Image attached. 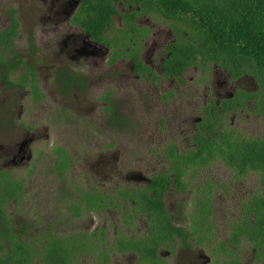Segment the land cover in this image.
<instances>
[{
  "label": "flooded vegetation",
  "instance_id": "flooded-vegetation-1",
  "mask_svg": "<svg viewBox=\"0 0 264 264\" xmlns=\"http://www.w3.org/2000/svg\"><path fill=\"white\" fill-rule=\"evenodd\" d=\"M18 1L9 3L6 9H1L0 6V24L4 21L7 23L4 27L0 26V72L6 70L11 81L9 83V81L2 80L0 75V85L7 90L25 91L31 106L44 103L48 96L47 90L55 89L59 94L65 96L73 91L86 89L87 81H83L80 72L71 68L80 63L94 69L104 62L110 66L127 63L135 79L150 81L155 89H158L157 85L161 87L160 83L164 82L162 80H168L170 89H173L171 84L176 80L179 85L175 87V91L168 92L167 97L164 96V98L172 97L173 93L177 94L188 88L185 87L183 81L185 74L191 69L195 71L199 69L203 72L202 80L196 82L195 91L191 92L198 94L199 88L204 87V96L202 104L196 105V114L189 121L192 132L189 134L190 138L186 139L187 145L183 146L186 149L185 152H182V148H179L176 143H171L165 149L166 162L161 163L160 168H146L145 173L132 172L125 179L116 182V188L111 192L98 188H86L81 190L77 197L71 193H60V199L68 204L65 208L68 214L67 218L65 217V226L62 225V218L50 219L43 216L41 217V227H36L37 231L34 232L33 225L29 226L28 221L20 217L19 214H14L18 207L23 209L25 192L21 194L19 200H10L4 204L1 212L5 218L0 215V264H15L13 260L15 256L27 254L21 253L27 248H14L9 234H12L24 247H27L28 242L32 241L33 247H38L41 264L54 262L51 257L57 256V251H53L51 246L56 248L63 246L67 250L59 252L65 259L64 264H112V259L116 256L127 257L123 264H233L235 262L243 264L242 259L235 253L240 244L247 243L242 241L238 246H235L230 240L233 232L232 224L240 223L245 213L239 209L237 220L230 224L229 239L226 242L217 241L220 235L214 224V179L207 177L199 186H192L191 181L195 179L197 173L213 165L215 160L206 165H201L198 162L182 163L172 160L170 153L173 150L178 156L196 151L198 147L195 144V137L201 136L203 133L210 136H217L226 130L238 133L233 129L232 124L236 115L242 111H248L264 124L254 110L255 98L259 95L255 78L247 74L234 77L232 72L214 63L209 64L207 68L191 67L180 75L168 76L163 65L164 60L169 56L168 50L177 39L172 28L174 20L171 17L158 15L156 11H151L145 6L142 8L134 6L128 0L112 2L114 11L109 16L110 22L104 24L101 30L92 26V17L97 13L92 4L85 2L86 0ZM21 1L24 7L32 4V8H29L30 19L33 23L36 18L40 25L45 26L43 31L47 37V39H43L44 41L41 40V35L37 36L36 34L37 28L31 26L26 42L22 43V50L17 46L22 33L18 18L21 14V9L18 8L21 7ZM1 2L2 0H0ZM160 22L166 24L165 30L167 31L159 27ZM13 24H15V28H12ZM90 27H92L91 31ZM49 31L52 33V38L49 36ZM182 34L186 35L185 32ZM120 39L126 40L127 45L121 44L124 42L119 43ZM50 45L55 51L53 55L56 64L48 67L41 63V53L43 49L45 53L46 47ZM131 56L138 58L137 63ZM2 59L6 61L5 66H2ZM69 63L73 65L70 66ZM208 72L211 73L210 80L206 78ZM80 80L81 83H79ZM100 100L103 110L113 119L119 110L116 109L112 93H108ZM168 102L169 100H165V105ZM195 115L198 116L195 117ZM228 121L229 124L226 126ZM175 126L181 132V123H176ZM28 132L22 140L12 143V146L0 147L2 153L0 172L9 173L15 178L12 168L30 160V146L36 140V135ZM252 137L262 138V136ZM55 160L53 172L59 181H64L66 173L71 168L70 162L64 177L61 178L60 174L56 172ZM222 163L226 165V163ZM176 168L180 172L179 179ZM165 177L167 178L166 189L162 195L165 219H161L154 227L149 223L150 217L143 214L127 221L126 216L129 215L127 206L124 208L123 214L126 226L121 228L114 226L115 241L111 243V246L107 242L109 227L97 226L92 230L94 226H90L86 230L80 231L75 226L73 227L72 222L77 221L84 213L96 216L101 215L102 212L110 213V208L115 204L127 205V201H133L134 192L139 194L141 190L149 187L155 178L162 182L161 178ZM113 178L116 177L112 176L109 180ZM207 183H212V187L205 189ZM189 187H192V190L189 191ZM121 190L128 191L132 195L124 198L120 193ZM82 192H91L92 195L99 193L105 201H100L94 209H91L88 203L81 201ZM171 193L177 196L193 194V196L196 195V198L191 199L188 212L185 210L187 206L181 204L179 212L174 214V211L170 210L166 204V197ZM207 194L211 201L209 217L211 229L209 230L206 227L205 213L200 208L201 203L207 198ZM111 200H116L113 201V206ZM79 202L81 203L79 204ZM141 228H143V233H141ZM38 233L41 234L40 242L35 241L37 239L35 236ZM126 233L131 235H126ZM54 238L59 242L50 241ZM205 248L210 250V255L206 254ZM222 248L232 249L233 252L224 253L221 251ZM213 250L215 253H212ZM17 251L19 254L16 253ZM253 259L254 264L264 261V258L257 259L256 254Z\"/></svg>",
  "mask_w": 264,
  "mask_h": 264
},
{
  "label": "rangeland",
  "instance_id": "rangeland-1",
  "mask_svg": "<svg viewBox=\"0 0 264 264\" xmlns=\"http://www.w3.org/2000/svg\"><path fill=\"white\" fill-rule=\"evenodd\" d=\"M17 2L2 0L0 6L6 9L9 3ZM18 8L21 9L18 18L22 31L18 48L22 50V43L26 42L31 26L37 28L36 34L41 35V40L47 39L43 31L45 26L40 25L36 18L33 23L30 19L29 8H32V4L24 7L22 3ZM6 24L4 21L0 26ZM159 27L167 31L165 23L160 22ZM48 33L52 38V33ZM54 52L51 45L46 47L45 53L43 49L41 63L44 66L56 64ZM71 68L82 74L88 87L65 96L55 89L47 90L46 101L36 106L28 103L25 91L7 90L0 85V147L12 146V143L22 140L27 131L36 135V140L30 146V160L12 168L16 179H25L24 207H18L16 211L13 209L14 214H19L33 225L34 232L37 231L36 227H41L43 216L62 218V225L65 226L68 215L65 208L68 204L60 199V193H71L77 197L86 188L111 192L116 188V182L132 172L145 173L146 168H160L161 163L166 162L164 152L171 143H176L185 152L183 146L187 145L186 139L190 138L192 132L189 121L196 114V105L203 102L204 87L199 88L198 94L191 92L195 91L196 82L202 80L203 72L199 69H191L185 74L184 85L190 90L185 88L177 94L172 92L173 96L166 98L168 92L175 91L179 85L176 80L171 84L173 89H170L168 80H162L161 87L157 82L155 85L158 89H155L150 81L135 79L127 63L110 66L104 62L95 69L80 63ZM210 74L207 73V80L211 79ZM107 92L112 93L116 109L119 110L113 119L103 110L100 100ZM165 100H169L166 105ZM176 123H181V132ZM228 124L229 121L226 126ZM232 126L244 137L262 136L264 139V124L248 111L238 113ZM57 148L67 153L71 165L64 181H59L53 172ZM112 176L116 178L109 180ZM207 177H213L215 183L214 224L220 235L217 241L226 242L230 236V224L237 220L241 204L257 190L258 177L254 173L235 177L219 159L205 170H200L191 181L192 186H199ZM188 190H192V187ZM166 198L168 208L177 214L181 204L187 206L185 210L188 212L191 199H195L196 195L177 196L171 193ZM118 206L115 204L110 208V213L102 212L99 216L84 213L72 225L79 231L90 226H94L92 230L97 226L109 227L107 242L111 246L115 241L114 226H126L123 221L126 206L122 210ZM205 251L210 255L208 248ZM212 253H215L214 250ZM235 254L243 264H254L255 252L251 246L242 243ZM124 260L127 257L116 256L111 262L123 264ZM258 264H264V261Z\"/></svg>",
  "mask_w": 264,
  "mask_h": 264
},
{
  "label": "trees",
  "instance_id": "trees-1",
  "mask_svg": "<svg viewBox=\"0 0 264 264\" xmlns=\"http://www.w3.org/2000/svg\"><path fill=\"white\" fill-rule=\"evenodd\" d=\"M113 1H85L92 4L97 13L92 17V26L101 30L104 24L110 22L109 16L114 11ZM128 2L141 8L145 6L151 11H156L158 15L171 17L174 20L172 28L177 39L168 50L169 56L164 60L163 65L168 76L180 75L191 67L207 68L211 63L218 64L232 72L234 77L250 75L255 78L259 88L254 110L264 122V0H128ZM12 28H15V24ZM91 30L92 27H90ZM182 32H185L186 35H183ZM118 42H124L121 44L127 45L126 40L120 39ZM133 58L137 63L138 58ZM1 61L2 66H5V59ZM0 75L2 80L11 83L6 70L0 72ZM195 144L198 149L189 154L176 156L175 152L171 150L172 160L182 163L198 162L201 165H206L219 159L226 163L235 177H243L250 173L257 174V190L241 204L240 209L245 214L240 223L232 224L233 232L230 242L238 246L240 242L245 241L255 250L257 259L264 258V139L244 137L234 131L226 130L217 136L205 133L196 136ZM56 153L55 169L63 178L69 168L68 155L61 148H57ZM175 170L179 179L180 172L178 168ZM161 179L162 182H159L155 178L152 184L141 190L139 194L133 193L135 195L133 201H127V205H125L129 208V215L126 216L127 221L143 214L150 217L149 223L154 227L161 219H165L162 195L166 189L167 178ZM24 183L25 179L23 178L16 179L9 173L0 172L1 217L5 218L1 212L4 204L10 200L20 199L24 192ZM211 184L207 183L205 189L211 188ZM180 186L183 185L180 184ZM120 193L124 198L132 195L125 190H121ZM80 199L82 202L88 203L91 209H94L100 201H105L99 193L92 195L91 192H82ZM113 201L111 200L112 206L114 205ZM118 205L121 209L124 206ZM200 208L205 213L206 227L209 230L211 229L209 222L211 201L208 194ZM9 236L14 243V248H27L26 251L21 252L27 253L26 255L13 258L15 264H41L38 247H33L32 241L28 242L27 247H24L12 234ZM35 237L37 238L35 241H41L40 233ZM50 241L59 242L55 238ZM51 249L57 251V256L51 257L54 262L50 264H64L65 259L59 252L67 250L63 246L59 248L51 246ZM221 251L224 253L233 252L232 249L225 248H222ZM16 253L19 254L18 251Z\"/></svg>",
  "mask_w": 264,
  "mask_h": 264
}]
</instances>
